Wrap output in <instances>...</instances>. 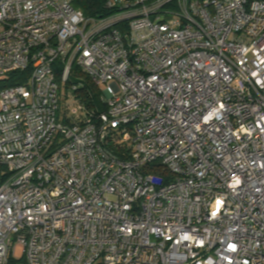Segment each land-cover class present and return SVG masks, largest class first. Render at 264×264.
Masks as SVG:
<instances>
[{
    "label": "built area",
    "instance_id": "built-area-1",
    "mask_svg": "<svg viewBox=\"0 0 264 264\" xmlns=\"http://www.w3.org/2000/svg\"><path fill=\"white\" fill-rule=\"evenodd\" d=\"M106 8L0 0V264H264V0Z\"/></svg>",
    "mask_w": 264,
    "mask_h": 264
},
{
    "label": "trees",
    "instance_id": "trees-1",
    "mask_svg": "<svg viewBox=\"0 0 264 264\" xmlns=\"http://www.w3.org/2000/svg\"><path fill=\"white\" fill-rule=\"evenodd\" d=\"M106 1L107 0H71V3L74 8L81 10L86 17L100 19L112 13L106 8ZM27 75L28 72H16L11 74L8 79H0V90L5 87L23 84ZM87 88L89 95L85 94L84 99L93 105L98 101V90L93 85H89ZM11 264H15V261L12 260Z\"/></svg>",
    "mask_w": 264,
    "mask_h": 264
},
{
    "label": "crops",
    "instance_id": "crops-1",
    "mask_svg": "<svg viewBox=\"0 0 264 264\" xmlns=\"http://www.w3.org/2000/svg\"><path fill=\"white\" fill-rule=\"evenodd\" d=\"M15 264H25V260L20 256L19 259H14Z\"/></svg>",
    "mask_w": 264,
    "mask_h": 264
},
{
    "label": "rangeland",
    "instance_id": "rangeland-1",
    "mask_svg": "<svg viewBox=\"0 0 264 264\" xmlns=\"http://www.w3.org/2000/svg\"><path fill=\"white\" fill-rule=\"evenodd\" d=\"M101 109H103V106H101ZM20 254H21V251L20 250H18V259H19V257H20Z\"/></svg>",
    "mask_w": 264,
    "mask_h": 264
}]
</instances>
